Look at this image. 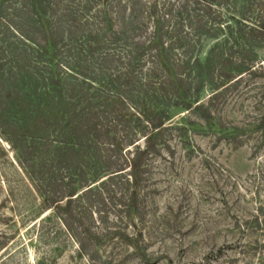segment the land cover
<instances>
[{
	"label": "rangeland",
	"instance_id": "obj_1",
	"mask_svg": "<svg viewBox=\"0 0 264 264\" xmlns=\"http://www.w3.org/2000/svg\"><path fill=\"white\" fill-rule=\"evenodd\" d=\"M240 4L247 6V23L264 22V0H0V64L9 68L17 58L30 83L42 87L52 73L71 88L73 71L126 74L125 60L136 50L150 61L156 38L182 58L181 43H196L198 26L230 20ZM250 31L259 48L247 57L264 66V31ZM47 41L54 57L41 54ZM214 42L202 37V59ZM237 58L227 55L228 69ZM258 69L218 88L206 124L217 118L224 130L205 127L200 110L171 108L167 125L187 130L165 132V146L144 160L136 183L118 153L105 152L109 140L102 137L100 179L60 212L43 208L42 152L28 143L40 120L17 122L5 103V87L14 82H0V264H264V129L252 125L264 112V69ZM137 89H101L117 108L108 120L115 112L132 117L147 110L139 109ZM211 94L206 85L199 102ZM43 141L46 152L51 138ZM60 184L59 199L72 186Z\"/></svg>",
	"mask_w": 264,
	"mask_h": 264
},
{
	"label": "trees",
	"instance_id": "obj_2",
	"mask_svg": "<svg viewBox=\"0 0 264 264\" xmlns=\"http://www.w3.org/2000/svg\"><path fill=\"white\" fill-rule=\"evenodd\" d=\"M237 6V13L230 14L232 20L222 23L213 20L215 23L211 29L206 24L198 26V37L195 41L197 44L181 43L184 51L182 58H174V48L165 47L161 39L156 38L154 42L158 43L159 49L150 61L140 55V50H136L125 60L126 74L109 73L105 69L94 72L73 71L68 73L72 81L71 88H65L61 84L60 75L52 73L42 77V87L40 82L30 83L24 74L26 64L20 63L17 58L11 61L9 68L4 69L0 64V82H14L5 87L8 89L5 103L12 104L9 112L13 118L19 123L32 119L40 120L33 124L34 134L29 135L28 143L34 147L40 146L35 149L42 152L38 166L47 177V193L42 191L41 194L44 209L53 208L58 212L68 210L74 199L87 193L91 189L88 187L100 179V164L104 162V151L100 148L102 137L109 140L105 152L106 149L117 152L120 156L118 161L124 162L133 170L132 178L136 183L140 178L144 160L156 152L161 153V148L165 146L162 142L165 132L172 129L187 130V125L181 128H170L167 125L171 108L181 107L194 112L200 110L199 120L204 122L205 127L224 130L217 118H211L206 124L211 115V103L219 93L218 88L233 83L243 74L250 75L257 72L258 68L264 69L256 60L247 57L251 54L256 57L259 48L257 37L249 33V30L263 33L264 22L247 23V6ZM121 29L125 30V27L122 26ZM114 32L115 36L121 34ZM203 36L215 41L204 59L200 57ZM26 39L32 42L26 36H21L19 41L28 44ZM96 44V41L92 42L89 46L90 52ZM138 46L139 44H136V49ZM54 48V44L47 41L44 49L40 50L42 56L54 57V51L50 52ZM228 51L232 58L235 54L238 55L235 68L228 69L225 64L224 59L229 55ZM0 62H3L2 58ZM120 84H136L138 89L135 97L143 103L139 109L146 106L147 110L143 113L134 110L137 112L132 117L124 116L120 111L115 112V118L108 120V116L112 115L111 111L117 108L113 96H101V89L116 91ZM206 85L211 86L212 94L208 101L202 104L199 97ZM79 87L83 88L82 92H77ZM37 106L45 108V111H41ZM37 109L39 112H35ZM81 120L84 123H81ZM46 121L53 124L55 134H50L52 130L46 126ZM195 124L192 127H195ZM252 125L256 129H264V112ZM236 130L237 125L231 131ZM48 138H51L52 144L45 152L42 151L45 147L43 140ZM139 141H144V145L140 146L137 143ZM62 171H65V175L60 178L56 173L61 176ZM69 180L72 186L63 194V198H57L56 189L61 186L62 181ZM134 192L136 193L135 189ZM63 200L68 204L63 206Z\"/></svg>",
	"mask_w": 264,
	"mask_h": 264
}]
</instances>
